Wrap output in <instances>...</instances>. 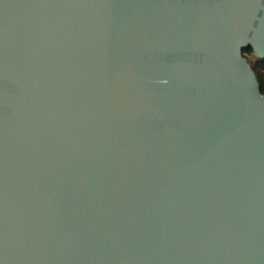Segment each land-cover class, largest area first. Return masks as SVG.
Instances as JSON below:
<instances>
[{
  "label": "water",
  "instance_id": "95a60500",
  "mask_svg": "<svg viewBox=\"0 0 264 264\" xmlns=\"http://www.w3.org/2000/svg\"><path fill=\"white\" fill-rule=\"evenodd\" d=\"M264 0H0V264H264Z\"/></svg>",
  "mask_w": 264,
  "mask_h": 264
},
{
  "label": "trees",
  "instance_id": "16d2710c",
  "mask_svg": "<svg viewBox=\"0 0 264 264\" xmlns=\"http://www.w3.org/2000/svg\"><path fill=\"white\" fill-rule=\"evenodd\" d=\"M242 54L244 57L246 55H253L250 48L244 50L242 52ZM248 63L256 75L260 91L263 92L264 91V59H257V61H255V62H249L248 61Z\"/></svg>",
  "mask_w": 264,
  "mask_h": 264
},
{
  "label": "rangeland",
  "instance_id": "374dc122",
  "mask_svg": "<svg viewBox=\"0 0 264 264\" xmlns=\"http://www.w3.org/2000/svg\"><path fill=\"white\" fill-rule=\"evenodd\" d=\"M246 58H247V60L249 61V62H255V61H257V59H260L259 57H257L256 55H246L245 56Z\"/></svg>",
  "mask_w": 264,
  "mask_h": 264
}]
</instances>
